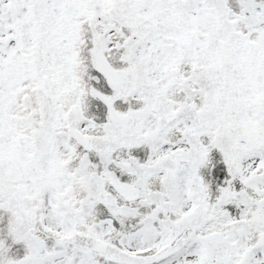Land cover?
<instances>
[{
	"label": "snow or ice",
	"instance_id": "obj_1",
	"mask_svg": "<svg viewBox=\"0 0 264 264\" xmlns=\"http://www.w3.org/2000/svg\"><path fill=\"white\" fill-rule=\"evenodd\" d=\"M0 264H264V0H0Z\"/></svg>",
	"mask_w": 264,
	"mask_h": 264
}]
</instances>
